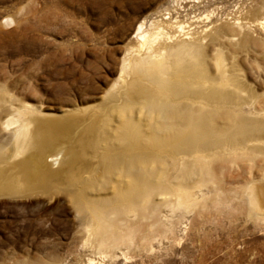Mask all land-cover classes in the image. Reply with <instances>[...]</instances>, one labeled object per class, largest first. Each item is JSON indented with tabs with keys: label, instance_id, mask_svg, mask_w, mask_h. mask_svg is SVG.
<instances>
[{
	"label": "rangeland",
	"instance_id": "1",
	"mask_svg": "<svg viewBox=\"0 0 264 264\" xmlns=\"http://www.w3.org/2000/svg\"><path fill=\"white\" fill-rule=\"evenodd\" d=\"M174 3L181 6L178 20L191 32L215 21L238 18L252 23L264 16V0H0V96L8 97L9 105L16 108L26 105L52 118L79 119V126L70 125L73 139L67 146L78 158L71 172L61 170L43 191L14 196L0 192V264H264V213L256 218L250 212L241 189L256 182L264 204V182L259 179L262 158L252 168L246 161L237 167L216 164L219 169L211 185L200 192L196 187L190 190V199L197 203L193 210L171 212L162 207L167 233L149 243L136 236L113 255L100 254L92 240L87 241L83 220L74 208L85 178H90L85 198L94 202L113 197L127 181L121 173H108L99 161L104 154L122 152L117 144L97 139L107 114L112 119L110 128H105L114 130L118 125L115 110L123 102H111L108 93L126 50L134 43L137 26ZM9 17L15 18L12 25L5 22ZM247 62L251 64L250 59ZM254 87L264 98V85ZM10 116L9 111H0V123ZM6 135L0 127V142L7 147ZM157 164L162 166L163 160ZM172 170L164 180L171 182L174 200L180 182ZM165 197L170 198L164 194L155 200L162 202Z\"/></svg>",
	"mask_w": 264,
	"mask_h": 264
},
{
	"label": "bare ground",
	"instance_id": "2",
	"mask_svg": "<svg viewBox=\"0 0 264 264\" xmlns=\"http://www.w3.org/2000/svg\"><path fill=\"white\" fill-rule=\"evenodd\" d=\"M180 7L178 3L164 5L153 19L140 22L134 43L121 60L119 75L107 90L111 102L123 103L115 110L117 127L111 128L113 132L105 128L112 119L107 114L97 139L117 144L122 152L110 155L104 151L99 161L108 173H121L127 181L114 188L113 197L94 202L85 198L87 176L79 188L80 199L73 202L87 241L92 240L105 256L127 247L136 236L148 242L167 233L169 226L165 231L162 227L166 226L162 207L171 212L193 210L197 203L190 199V190L196 187L200 192L207 183L211 185L219 169L216 164L237 167L246 161L252 168L257 158L264 160V98L254 87L264 85V16L252 23L238 18L209 22L191 32L178 20ZM5 22L12 25L15 18ZM249 59L251 64L246 65ZM8 100L0 96V111L12 115L0 123L8 145L0 142V192L14 196L46 190L60 172H71L77 163L75 150H68L67 145L73 139L70 125L76 128L79 119L52 118L26 105L13 107ZM159 160H163L160 167L156 166ZM172 168L180 182L174 200L172 184L164 180ZM259 172L264 182V165ZM256 184L253 181L241 188L255 217L264 213L262 191ZM164 194L170 198L155 200Z\"/></svg>",
	"mask_w": 264,
	"mask_h": 264
}]
</instances>
